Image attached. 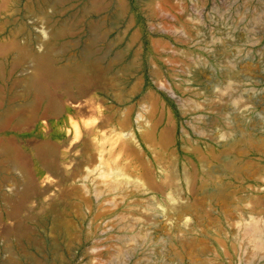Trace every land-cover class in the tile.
<instances>
[{
	"label": "rangeland",
	"instance_id": "1",
	"mask_svg": "<svg viewBox=\"0 0 264 264\" xmlns=\"http://www.w3.org/2000/svg\"><path fill=\"white\" fill-rule=\"evenodd\" d=\"M2 9L0 41L12 27L24 33L25 49L8 57L26 58L18 76L51 46L67 65L87 63L89 80L72 92L47 80L69 111L18 115L3 132L0 264H264V0ZM56 28L66 36L52 37ZM82 98L93 105L77 107ZM245 136L254 143L239 144ZM224 179L232 195L219 201ZM64 216L70 239L53 223Z\"/></svg>",
	"mask_w": 264,
	"mask_h": 264
},
{
	"label": "bare ground",
	"instance_id": "2",
	"mask_svg": "<svg viewBox=\"0 0 264 264\" xmlns=\"http://www.w3.org/2000/svg\"><path fill=\"white\" fill-rule=\"evenodd\" d=\"M2 2L5 4L4 7L6 9L10 8L11 0H3ZM51 3L49 4L52 5ZM1 5L2 4H0V13L3 10L2 8H4ZM40 12H44L43 8H40ZM50 20L53 21V17L50 18ZM20 28H14V27L10 28L7 31V34L1 37V41H0V146L5 147V149L9 148V151H11L8 145L9 143L11 144L8 138L9 134L4 135L3 132H5V130L10 129L12 122L18 119L16 118L18 117V115H21L17 121L18 123L19 122L22 123L24 121L30 123V122L38 121L40 118L47 117V116L60 118L62 115H64L65 110L69 111V107L67 105L64 109L62 103L58 99L54 98L53 96H49L50 92L46 87L47 80L56 79L57 81V79H59L60 84L62 83L61 82L62 80H65V83H66L65 85H67L65 86V88L69 92H72L73 91L72 88H76L77 84L83 81L85 82L89 80L88 73H87L89 65L87 63L82 62L78 64L74 63L72 65H67V63L66 64L64 63L65 61L64 59L66 58H59L56 55V53L53 51L54 49L52 50L53 47L51 48V46L47 47L48 50L46 49L47 51L46 52L44 51L45 53L43 52V54L37 55V62L39 65H37L38 67L36 68L35 70L36 72L34 74L29 75V76L28 75L18 76L17 73H15V68L17 69V67L21 65L23 61L26 60V58L24 59L23 57L22 58L17 57V58L12 59L8 57L12 54H16L20 50L25 49V48L24 49L22 48V43L20 42V39L24 34L23 30ZM66 32H67L66 30L64 31L61 28H56V30L50 35L54 38L57 37L58 39H60L59 37L66 36ZM50 39L52 40V38H49V40ZM92 62L91 63L94 64V66L96 67H100V68L102 67V63L97 58L94 59V61L92 60ZM104 73L106 74L109 73V67L104 66ZM107 76L108 75H106V78L108 80L109 78ZM51 80L49 81L51 82ZM108 92L109 91L107 90V93ZM124 95L125 93L123 92V90L122 91L118 90V93L115 95V97L118 100H122ZM82 100L84 102L78 101L77 103H75V105L77 107H85V106L90 107V105L92 106L94 103L93 101L92 104H90V102L88 101V98L87 100L82 98ZM95 107L96 105H94L93 109L92 107L89 109L87 107L86 108L92 111V110H95ZM93 114L94 113L92 112V115ZM45 121L47 120H44V122ZM238 141H239V144L247 145V146H250L254 143V139L251 136L242 137ZM10 146L11 148L13 147L12 145ZM228 165H229V168L234 170L233 172L242 171V169H244L242 168V166L239 164L238 161L232 162ZM232 170H229V171H232ZM233 172H230L227 176L228 177L234 176L235 173L233 174ZM222 183L223 184L221 188L218 191L216 190L217 192L212 194L213 197L219 201L224 200V199H229L230 196L232 195L231 192L228 190V186H229L228 180L224 179ZM53 223H54L56 230H60V229L63 230L65 232V235L69 239L72 238L73 235H75L76 227L74 223L69 220L68 217L64 216V218H61L59 220L58 219L53 220Z\"/></svg>",
	"mask_w": 264,
	"mask_h": 264
}]
</instances>
